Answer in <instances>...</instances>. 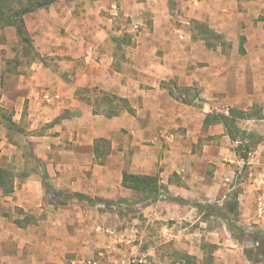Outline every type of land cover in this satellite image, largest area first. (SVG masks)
Masks as SVG:
<instances>
[{
	"label": "crops",
	"instance_id": "obj_1",
	"mask_svg": "<svg viewBox=\"0 0 264 264\" xmlns=\"http://www.w3.org/2000/svg\"><path fill=\"white\" fill-rule=\"evenodd\" d=\"M177 1L184 40L138 35L128 40L129 49L123 42L115 49L111 36L116 22L110 15L123 0H57L24 16L37 56L25 70L8 74L4 91L14 123L22 117L33 127L48 123L33 151L48 180L36 165L13 180L12 193L0 189V264H80L93 252L92 211L102 202L92 213L81 206H88L87 198L125 201L131 191L122 186L123 172L156 175L171 196L188 201L148 200L143 217L178 222L202 213L201 207L205 213L213 200L206 196L228 198L229 174L241 160L248 171L235 197L237 219L264 233V0ZM153 11L156 29L171 27L167 4ZM193 22L207 25L230 48L194 39ZM178 90L183 99L172 93ZM95 94L125 99L131 111H97ZM254 106L260 117L251 116ZM233 111L249 115L236 119L240 130L260 135L246 161L235 152L246 139L232 140L221 120L205 121ZM101 139L109 141L108 150L97 147ZM30 216L34 223L26 221ZM179 230L166 226L164 233L189 234ZM219 232L231 249H217L236 253L233 264L264 263L246 257L245 249L256 248L251 241L234 240L228 227Z\"/></svg>",
	"mask_w": 264,
	"mask_h": 264
},
{
	"label": "rangeland",
	"instance_id": "obj_2",
	"mask_svg": "<svg viewBox=\"0 0 264 264\" xmlns=\"http://www.w3.org/2000/svg\"><path fill=\"white\" fill-rule=\"evenodd\" d=\"M237 1L245 3L251 0ZM163 4H167L169 7V17L172 20L170 22L171 27L167 29L160 26L156 29L153 9L159 8ZM178 4L179 1L177 0H123L122 9L115 7L112 15L108 12L111 17L115 18L114 22H116V25L114 24L112 28L113 33H111L112 41L116 46L115 49H117V45L120 42L125 43L124 49H129L131 43H128V40L138 35L148 37L151 34L164 33L166 36L176 35L180 41H183L185 30L181 27L182 23L179 21L183 17V12ZM189 30L194 39L203 37L207 42V46L221 45L222 47L226 46L227 49L230 48V44L223 42L222 38L220 40L217 33L203 23L193 22ZM180 35L183 38H180ZM30 40L32 49H26L27 51L29 50L28 55H26L23 45L18 41L14 28L12 26L0 27V167L7 169L12 174L14 181L23 179L26 176L27 169L36 165L41 167L40 171L43 173L42 179L44 180L45 163L43 162L42 166L41 162L36 160L33 151L37 147L38 141H36V137L48 132V123L42 124L44 122L42 121L39 126L33 127L31 121H26L23 117L12 127H9L4 122L5 118L11 117L13 119L14 112L12 103L7 100L8 97H6V92L4 91V79L8 78V74H11V72L23 71L28 67L30 61H32L33 53H37L32 39ZM172 93L176 98L183 99V91L178 90ZM94 96V109L97 111L107 114L123 108L120 102L111 99L109 96L99 94ZM255 134L260 136L257 133ZM112 137L116 140L121 138L115 134H112ZM96 143L100 150H108V140L101 139ZM2 151L7 153L3 154L1 153ZM25 163H29V166L24 165ZM234 166V173L229 174L230 176L232 175V179L227 182L233 189L228 192L225 191V194L229 197L222 198L221 195L216 194L206 196V199L211 198L213 200L208 205L209 208L205 210V213L201 207L199 209L202 213L193 212L186 219H180L178 222L156 217H143L146 210L145 207L149 206L151 201L142 200L143 195L134 193L131 190V193L125 197V201L121 197H117L116 201L91 198L99 199L102 203L97 205L95 203L98 202H88V206H81V208H86L90 212L92 211L91 208L97 205L95 209L93 208L94 211L92 212H95V216H93V220L91 219L92 224H90L91 228H89V237L94 240L91 243L93 252H91L90 256H84L83 259L96 260L99 264L132 259H143L146 264H233L232 262H237L236 253H226V251L217 249L218 247L231 249L227 245L230 244L229 242L223 243L224 238L219 232L223 226L228 227V223L221 216L225 215L226 203L234 202L235 193L242 188L239 183L244 180L245 171H248V166L244 165L241 160ZM209 174L213 175V172L209 171ZM158 192L165 196L168 202H178L172 201V198L178 197L171 196L162 186ZM229 220H233V217H230ZM26 221L34 223L36 219L30 216ZM235 222L239 224L238 219H235ZM166 226H171L176 231L185 229V232H189V234L179 235L178 238H169L164 233ZM199 230L204 231V233L201 232L200 235L194 234ZM247 231L252 232L253 229L251 228ZM217 240L224 245H217L215 243ZM244 242L246 244L248 241ZM188 252L191 253L188 254ZM195 254L200 255V257Z\"/></svg>",
	"mask_w": 264,
	"mask_h": 264
},
{
	"label": "trees",
	"instance_id": "obj_3",
	"mask_svg": "<svg viewBox=\"0 0 264 264\" xmlns=\"http://www.w3.org/2000/svg\"><path fill=\"white\" fill-rule=\"evenodd\" d=\"M57 0H0V27L1 26H12L17 33L18 41L21 43L25 49V54L28 55L29 50L32 49L31 38L27 34L25 28L24 16L28 13H32L38 9L47 8ZM26 49H29L28 51ZM37 56L36 53H33ZM32 55V57L34 56ZM13 72H11L12 74ZM111 99H115L121 103V107L126 108L131 111V108L128 106V103L125 99L118 98L116 96H111ZM119 110H114L113 112L107 113L109 116L117 115ZM249 115L244 114V112L233 111L230 112L228 116L220 115L206 116L205 121L214 122L221 120L226 127V130L232 140L236 138H242L247 140V144L242 147L239 145L236 147V154L238 157L246 161L248 153L251 149L257 144L259 136L251 132H245L240 130L235 121L238 118L247 117ZM251 116L260 117V111L257 109V106H254L252 109ZM4 122L9 127L15 126V123L12 121L11 117L5 118ZM44 178L48 180L47 175L44 173ZM122 186L126 189L133 191L134 193L143 195L142 200H153L157 199L161 194L158 192L161 188L159 184V178L156 175H138L130 174L123 172L122 174ZM0 189L3 194H10L13 192V176L10 172L0 167ZM78 197L85 198V196L77 194ZM237 193H235V197ZM89 202H100L99 199L87 198ZM172 201H178L180 203H188L182 200L181 198H172ZM209 208L206 206L205 209ZM238 216V208L236 199L234 202L226 203V212L224 216H221L227 223L228 229L230 230L232 237L239 242L244 240L251 241L256 248L245 249L244 253L246 257L256 260L264 258V233L253 230L248 232L247 229L242 228L235 219ZM230 217H233V220H229Z\"/></svg>",
	"mask_w": 264,
	"mask_h": 264
},
{
	"label": "built area",
	"instance_id": "obj_4",
	"mask_svg": "<svg viewBox=\"0 0 264 264\" xmlns=\"http://www.w3.org/2000/svg\"><path fill=\"white\" fill-rule=\"evenodd\" d=\"M80 264H99L96 260H79ZM108 264H146V261L143 259H132V260H127V261H122V262H113V263H108Z\"/></svg>",
	"mask_w": 264,
	"mask_h": 264
}]
</instances>
